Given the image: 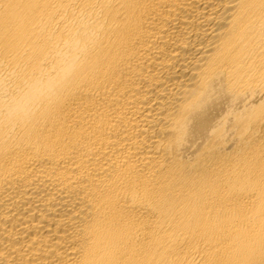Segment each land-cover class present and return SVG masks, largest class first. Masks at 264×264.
I'll return each mask as SVG.
<instances>
[{"label": "bare ground", "instance_id": "obj_1", "mask_svg": "<svg viewBox=\"0 0 264 264\" xmlns=\"http://www.w3.org/2000/svg\"><path fill=\"white\" fill-rule=\"evenodd\" d=\"M87 51L9 129L0 264H264V0H0V84Z\"/></svg>", "mask_w": 264, "mask_h": 264}, {"label": "clouds", "instance_id": "obj_2", "mask_svg": "<svg viewBox=\"0 0 264 264\" xmlns=\"http://www.w3.org/2000/svg\"><path fill=\"white\" fill-rule=\"evenodd\" d=\"M86 51V42L70 33L54 46L51 65L34 69L18 83L10 77L0 84V89L15 86V91L2 99V119L7 127L27 125L59 102L80 71Z\"/></svg>", "mask_w": 264, "mask_h": 264}]
</instances>
